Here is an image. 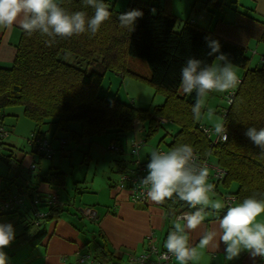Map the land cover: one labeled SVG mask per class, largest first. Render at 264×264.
I'll use <instances>...</instances> for the list:
<instances>
[{
	"label": "trees",
	"instance_id": "1",
	"mask_svg": "<svg viewBox=\"0 0 264 264\" xmlns=\"http://www.w3.org/2000/svg\"><path fill=\"white\" fill-rule=\"evenodd\" d=\"M60 3L70 12L85 11L89 16L94 14L91 7L84 6L83 0H60ZM105 3L110 5L112 15L95 35L86 32L69 38H56L54 42L48 43V37L21 31L12 64L0 67V125L7 135L3 120L6 117L5 110L12 107L22 108L23 115L32 122L36 131L28 137L27 142L35 154L47 159H51L58 151L64 153L66 146L64 149H53L51 157L37 150L35 138L39 136L41 126L51 124L54 134H59L58 139L66 137L75 143H79L82 138L112 132L116 137L114 139L119 140L118 144H112L118 145L124 152L119 142L122 136L132 131L135 122L143 125L145 142L155 136L160 126L169 123L176 127V131L170 134L167 150L179 144H191L203 158L212 157L215 165L225 172L220 182L225 187V197L234 196L232 205L254 194L264 195V154L245 135L249 127H264V54L259 66L252 69L248 67L249 58L246 56L250 40L255 39L264 44V19L246 15L238 6H233L230 20L219 18L209 28H202L192 21L184 22L175 30L177 21L171 13L170 0H164L155 9L149 2H134L123 11L115 10L108 0ZM208 3L221 8V4L215 0H208ZM131 9L143 12V17L136 21L133 31L121 27L118 19L120 14ZM206 37L218 41L221 53L226 54L232 64L245 69L233 102L222 117L228 129V138L213 147L200 128L205 125L193 118L191 107L196 101V94H186L181 90V69L188 59L195 58L210 65L216 58L208 55L211 49ZM63 55L74 57L75 62L66 61ZM107 72L147 82L155 94L163 96V103L150 112L100 97L97 90ZM73 123L79 124V132L71 130ZM2 141L0 138V146L4 143ZM48 141L51 145L52 142ZM11 151L3 154L0 160L19 176L21 161ZM123 152L117 154L122 155ZM31 166L28 170L36 171L37 165ZM127 171L118 173L114 186L129 191L127 187L118 186L120 175ZM48 173L49 177L55 178L54 182L64 177V173L56 168ZM48 182L52 180L48 178ZM13 195L20 196L22 203L14 211L0 214H14L20 208L30 210L33 220L25 225L21 237L32 245L44 234H35L42 222L66 212V206L58 203L55 194L41 196L29 184L25 190H17L16 194H11L6 186L0 192V200ZM52 195L56 196L55 203L51 202ZM162 206L169 224L175 213L191 210L186 202L175 197L166 199ZM170 210L176 211L170 214ZM39 211L45 213V217L36 223L34 214ZM223 213H226V209ZM97 220H91V223ZM170 230L161 245L154 243L159 250L163 248ZM96 248L99 249H95L98 256L106 254L102 247L97 245Z\"/></svg>",
	"mask_w": 264,
	"mask_h": 264
},
{
	"label": "clouds",
	"instance_id": "2",
	"mask_svg": "<svg viewBox=\"0 0 264 264\" xmlns=\"http://www.w3.org/2000/svg\"><path fill=\"white\" fill-rule=\"evenodd\" d=\"M83 4L91 7L94 14L70 12L61 6L60 0H0V27L15 25L29 35L39 33L48 37V43L56 38H69L86 32L95 35L110 19V5L105 0H83ZM142 17L141 10L131 9L120 14L118 19L121 27L133 31L136 21ZM205 39L211 49L208 55L216 58L210 65L195 58L188 59L181 69V87L186 94H196V101L191 107L193 118L197 121L205 116L209 120L214 119L215 134L226 141L228 129L224 119L215 116L212 108L206 112L202 110L209 93L229 92L240 81L236 66L226 54L221 53L219 42L209 37ZM245 135L264 154V127H249ZM146 168L147 175L138 184L146 190L149 200L163 203L175 197L194 209L176 216L163 245L166 249L164 259L171 254L179 264L198 261L200 252L190 243L189 233L200 227L212 211L217 214L219 231L215 228L205 231L199 240V248L210 245L219 248L223 243L228 261L238 258L243 252H247L253 260L264 258V221L258 220L264 215V195L254 194L231 206L220 198H214L215 185L208 182L209 168L203 162H197L191 144H179L167 151H151ZM224 209L226 213L220 217L219 213ZM15 238L13 225L0 223V264H7L9 257L4 249L10 247Z\"/></svg>",
	"mask_w": 264,
	"mask_h": 264
},
{
	"label": "crops",
	"instance_id": "3",
	"mask_svg": "<svg viewBox=\"0 0 264 264\" xmlns=\"http://www.w3.org/2000/svg\"><path fill=\"white\" fill-rule=\"evenodd\" d=\"M120 1L121 0H110L109 2L112 3L115 10L120 11L122 8L117 7ZM139 1L142 2L144 0H131L126 7L131 3ZM235 1L238 2V7L240 6L239 9L243 11L244 14L264 19V0ZM161 4L162 0H159V5ZM187 8H189L188 0H184V3L180 2L178 5H175L174 1H172L170 5L171 13L175 17L180 15V9L186 11ZM229 17H233V14L231 13ZM21 31L22 29L15 25L11 28L0 27V67H8L12 64ZM4 121L5 117L3 125ZM168 125L171 124L167 123L160 126L155 136L150 139L154 141L159 131L163 129L166 139L170 140V134L176 131V127L174 125L168 127ZM142 126L143 125L139 122H135L132 131L121 137L124 142L122 145V147H124V152L122 155H117L116 159L113 161L115 175L113 180L106 179L105 187L108 191L103 192L100 187V195L98 197L99 204L95 208L92 206L98 213V220L93 223H91L90 220L81 218L77 212V207L73 211L68 202L65 203V201H61L57 190L53 187L55 178L49 177L50 175L48 173L51 172V170L53 171L54 168L62 171L53 164V157L50 159V163L43 161V158H41L39 154H35V152L32 151L27 142L28 138L24 141V139L21 140L19 137L14 135L11 136V134L8 133L7 137L2 141L4 142L3 145L0 146V157H2L3 154H8V152L12 150L11 153L21 161V164L19 166L20 170H18V176L14 169L9 168L0 160V192L3 188L8 186L11 194H16L17 190L23 191L29 184L33 191L38 192L41 196L55 194L58 203L61 206H66V212H63L58 217L51 220L42 222L43 224L37 229L35 234H40L42 232H44V234L33 245L30 244L27 239L21 237L24 233L25 225L33 220L30 210L20 208L18 212L14 214H0V223L12 224L16 232V238L11 246L4 249L9 257L7 264H79L78 257L80 253L83 254L85 251L88 252L85 247H92L95 250L97 249V245L102 247L106 253L103 257L98 256V258H104L107 264H137L131 260V257H137L146 251L147 239L149 237L154 238V243H156V245L159 246L162 244L167 231L173 228V221H171L170 224L167 221L166 210L162 206V203H156L147 198L145 204H132L129 191L114 186V181L118 173L120 171H127L131 168V157L129 155L130 143L136 138H144ZM29 129H31L30 135L33 131H36L33 125ZM71 130L74 131L72 128ZM38 131L39 137L48 139L52 142L51 146L53 149L58 148L56 142H58L59 134H54L53 125L41 126ZM42 132L46 133V135H43ZM70 141L69 139L68 142ZM153 141H151V143H153ZM144 146L139 151L138 158L145 165L150 161V153L156 149V146H154V144ZM158 149L159 148L156 150ZM18 150H22L23 152ZM57 154L58 152L55 155ZM32 164L37 165L36 171L28 170ZM209 164L214 165L215 160L213 158L210 160L209 158ZM210 165L208 166L210 172L208 182L215 185L214 191L216 196L214 198H220L224 201L226 195L225 187L221 185V182H216L214 180ZM48 178L52 180L51 183L48 182ZM175 211L170 210L168 212L172 214L175 213ZM191 211H194V209L188 210V212ZM206 211L212 210L206 209ZM223 215V210H221L219 216L222 217ZM258 220L264 221V215L258 217ZM214 228L219 231L217 214L212 211V214L206 217L204 223L200 227L189 233L190 243L196 246L200 252V259L198 261H190V263L264 264V258L256 257L253 260L247 252L241 253V255L234 260H226L224 255L225 246L223 243L220 244L219 248L214 245L202 249L199 248V240L203 233L205 231H211ZM29 237L30 236H28V238ZM94 259L97 262V259Z\"/></svg>",
	"mask_w": 264,
	"mask_h": 264
},
{
	"label": "rangeland",
	"instance_id": "4",
	"mask_svg": "<svg viewBox=\"0 0 264 264\" xmlns=\"http://www.w3.org/2000/svg\"><path fill=\"white\" fill-rule=\"evenodd\" d=\"M130 1L131 0H121L119 5L117 4V7L122 8L120 11H123ZM163 1L164 0H162V3ZM170 1H174L175 5L180 4V2L184 3V0ZM188 1L189 8H187L186 11L180 9L181 13L176 17L177 23L175 30H178L184 22L191 21H195L194 24L202 28L212 27L214 22L219 18L223 17L225 20H230L229 15L232 13L231 9L233 6H238V2L235 0H215L221 4V8L213 7L208 3V0ZM142 2L151 3L154 6V9L162 5H159V0H144ZM263 54L264 44L257 42L255 39L250 40L247 44L246 50V56L249 58L248 67L250 69L258 67L260 58ZM63 58L70 63L75 62L74 57L72 56L63 55ZM236 71L239 80H241L245 69L236 66ZM236 88L233 90H236ZM229 92L209 93L205 98V108L202 111L206 112L208 108H212L215 116L221 117V111L228 107L225 102V97ZM97 93L100 97L106 100H117L132 105L135 108L147 109L150 112H153L155 107L162 104L164 101L163 96L155 94L154 89L147 82L114 72H107L105 74ZM5 113L6 117L4 125L8 133L11 134V136H17L25 141L31 133V129L29 128L33 125L32 122L23 115L22 108L20 107L6 109ZM198 122H200L201 125L205 124V126L214 129V119L209 120L205 116ZM169 126L171 125H168V127ZM79 127L78 123L71 124V128L76 132H79ZM42 134L46 135V133L43 132ZM164 134V130L161 129L158 136L154 138V141L149 139L144 145L150 146L151 144H154L156 149L159 148L162 151H166L169 140L166 139ZM114 138L116 137L112 132H107L94 137L82 138L79 143L70 141L66 145V151L64 153L61 154V152L58 151V154L53 156V164L59 167L62 170V173H64L63 179L56 181L53 184V187L57 190L61 201H65V203L68 202L73 211L79 206H93L95 208L99 204L98 197L100 195V187L103 192L108 191L105 187L106 179H114L115 169L113 161L118 155L116 152L108 148L112 142L118 144L119 140L117 141ZM162 138L165 139L162 140ZM151 141H153V143H151ZM120 143L121 145L124 143L122 138L119 145ZM56 144L58 145V142H56ZM41 158L48 163L51 161L44 157ZM210 160H212V157H210ZM146 165L147 163L145 166ZM116 180L117 176L114 182H116ZM232 190H234V186H232ZM85 248L91 252L93 256H98L92 247ZM96 259L98 264H107L104 258L96 257Z\"/></svg>",
	"mask_w": 264,
	"mask_h": 264
},
{
	"label": "built area",
	"instance_id": "5",
	"mask_svg": "<svg viewBox=\"0 0 264 264\" xmlns=\"http://www.w3.org/2000/svg\"><path fill=\"white\" fill-rule=\"evenodd\" d=\"M239 81L241 82V80ZM235 92H236L235 90H232L226 95L225 102L227 103L228 106H230L231 103L233 102ZM226 113H227V108L221 111L220 116L223 117ZM161 121L165 122L164 120H161ZM200 128L202 132L210 140L209 142H210L211 147L215 146L219 142L225 141L221 139L220 137H218L215 134L214 129H212L211 127L201 126ZM6 135H7V132L0 125V138L4 139ZM35 139H36L35 146L37 150L41 152H45V155L47 157H51L53 153V148L50 145L49 141L39 136H37ZM68 141L69 139L67 140L66 137H60L58 139V148L64 149ZM144 144H145V140L142 137L136 138L131 141L130 149H129L130 150L129 153L132 158L131 169L120 175L119 177L120 183H118L119 187H127L129 189L130 201L132 204H135V205L136 204L142 205V204H145L147 201L146 190L141 188L140 185L138 184L139 180L146 176L145 166L138 158V153L140 149L144 146ZM108 148L116 153L123 152V149L116 144L111 143L108 146ZM194 152L196 154L198 163L203 162L204 164L207 165V167L210 165L209 158H203L195 149H194ZM210 166L212 168V177L214 178L216 182H220V180L225 175L224 170L215 164L210 165ZM31 167L34 168V166H31ZM224 201L228 205L231 206L234 201V196H226L224 198ZM34 202L37 203L36 200ZM51 202L52 203L56 202L55 195L51 196ZM21 203H22V198L16 195H13L6 200H0V213L14 211L16 208L19 207ZM78 212L87 220L91 221V220L97 219V211L92 207H79ZM185 212L186 211L183 210L178 213H175L173 215V221L175 220L176 216L181 215ZM34 217L37 219L36 223H38L39 220L45 217V213L40 212V211L36 212L34 214ZM165 252H166V249H164V247L161 250H159L154 245V241L152 237H149L147 239L146 251L138 255L137 257H131V260L137 264H179L176 258L172 256L171 254L168 255L167 259H164L163 256ZM78 263L79 264H97V262L95 261V259L93 258L90 252H83V254L80 253V256L78 257ZM189 264H192V263L189 262Z\"/></svg>",
	"mask_w": 264,
	"mask_h": 264
}]
</instances>
